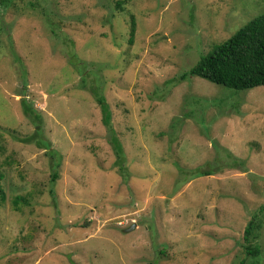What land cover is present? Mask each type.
<instances>
[{"label": "rangeland", "instance_id": "rangeland-1", "mask_svg": "<svg viewBox=\"0 0 264 264\" xmlns=\"http://www.w3.org/2000/svg\"><path fill=\"white\" fill-rule=\"evenodd\" d=\"M4 1L0 264H264V85L190 73L264 0Z\"/></svg>", "mask_w": 264, "mask_h": 264}, {"label": "trees", "instance_id": "trees-1", "mask_svg": "<svg viewBox=\"0 0 264 264\" xmlns=\"http://www.w3.org/2000/svg\"><path fill=\"white\" fill-rule=\"evenodd\" d=\"M46 2L48 3V1ZM0 3L4 5L6 4L4 0ZM42 8L45 13H48L46 6H43ZM132 29V32L134 33L136 29L135 24ZM72 62H74L73 57ZM75 64L80 65L82 68L84 67L79 61ZM83 71L85 72V69H83ZM190 73L208 79L214 83L241 90L264 85V13L245 24L229 39L216 45L212 52L202 56L197 64L192 67ZM93 93L103 110L105 123L109 124L111 114L106 97L100 91L99 87L98 89L94 88ZM22 107L24 113L37 124V133H39L40 125L38 124V119H40V114L33 107V104L26 98L22 100ZM30 139H32V137ZM33 139L38 141L42 146L50 147L49 141L45 140L42 136H35ZM114 142V147L119 158L118 160L123 162L125 160V154L122 150L121 144L116 139H114ZM3 149L4 144L0 135V153ZM49 152L51 155L54 153L53 150ZM122 162H120V167L124 168ZM211 173L212 171L210 170H205L203 172L205 175ZM57 176L58 173L55 172L53 180H55ZM2 178L3 175H0V197L4 200L5 191L1 185ZM19 200H21L20 197H17L14 200L17 208L19 207ZM253 224L254 219L250 221L249 225L246 227L245 232L247 240L254 228ZM254 254H258V249L255 250Z\"/></svg>", "mask_w": 264, "mask_h": 264}, {"label": "water", "instance_id": "water-1", "mask_svg": "<svg viewBox=\"0 0 264 264\" xmlns=\"http://www.w3.org/2000/svg\"><path fill=\"white\" fill-rule=\"evenodd\" d=\"M135 226H136V224H134V225H132V226H130V227H127V228L125 229V231H129V230L133 229Z\"/></svg>", "mask_w": 264, "mask_h": 264}]
</instances>
